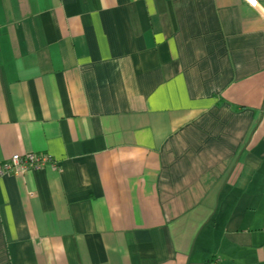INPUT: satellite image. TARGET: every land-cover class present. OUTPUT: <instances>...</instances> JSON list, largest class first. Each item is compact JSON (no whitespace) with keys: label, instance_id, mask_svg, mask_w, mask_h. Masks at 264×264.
<instances>
[{"label":"crops","instance_id":"1","mask_svg":"<svg viewBox=\"0 0 264 264\" xmlns=\"http://www.w3.org/2000/svg\"><path fill=\"white\" fill-rule=\"evenodd\" d=\"M252 2L0 0V264H264Z\"/></svg>","mask_w":264,"mask_h":264},{"label":"built area","instance_id":"2","mask_svg":"<svg viewBox=\"0 0 264 264\" xmlns=\"http://www.w3.org/2000/svg\"><path fill=\"white\" fill-rule=\"evenodd\" d=\"M48 156L35 154L12 155L0 164V178L25 176L28 171H39L54 166Z\"/></svg>","mask_w":264,"mask_h":264},{"label":"water","instance_id":"3","mask_svg":"<svg viewBox=\"0 0 264 264\" xmlns=\"http://www.w3.org/2000/svg\"><path fill=\"white\" fill-rule=\"evenodd\" d=\"M10 144L12 147H15L14 142H11ZM3 152H4L5 160H7L9 158V152L7 151V145L6 144L4 145Z\"/></svg>","mask_w":264,"mask_h":264},{"label":"bare ground","instance_id":"4","mask_svg":"<svg viewBox=\"0 0 264 264\" xmlns=\"http://www.w3.org/2000/svg\"><path fill=\"white\" fill-rule=\"evenodd\" d=\"M253 6L258 10L260 11V13L262 14V16H264V13L256 6V4L254 2H252Z\"/></svg>","mask_w":264,"mask_h":264}]
</instances>
